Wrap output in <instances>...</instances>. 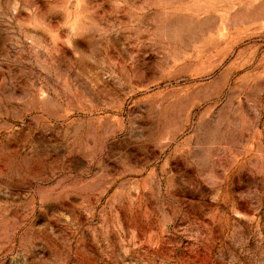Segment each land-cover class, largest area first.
Wrapping results in <instances>:
<instances>
[{
    "label": "rangeland",
    "instance_id": "374dc122",
    "mask_svg": "<svg viewBox=\"0 0 264 264\" xmlns=\"http://www.w3.org/2000/svg\"><path fill=\"white\" fill-rule=\"evenodd\" d=\"M65 4L0 0V264H264V0Z\"/></svg>",
    "mask_w": 264,
    "mask_h": 264
},
{
    "label": "clouds",
    "instance_id": "9594fccd",
    "mask_svg": "<svg viewBox=\"0 0 264 264\" xmlns=\"http://www.w3.org/2000/svg\"><path fill=\"white\" fill-rule=\"evenodd\" d=\"M84 3V0H66L64 8L60 9V13L64 16L65 19L70 18L71 13L74 9H80ZM64 22V21H62ZM69 31H75V29L68 25Z\"/></svg>",
    "mask_w": 264,
    "mask_h": 264
}]
</instances>
